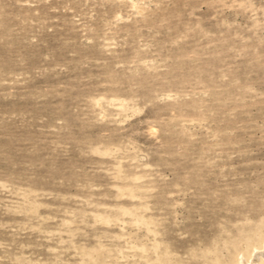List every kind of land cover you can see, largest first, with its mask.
Here are the masks:
<instances>
[{"label": "rangeland", "instance_id": "obj_1", "mask_svg": "<svg viewBox=\"0 0 264 264\" xmlns=\"http://www.w3.org/2000/svg\"><path fill=\"white\" fill-rule=\"evenodd\" d=\"M258 228L264 0H0V264H203Z\"/></svg>", "mask_w": 264, "mask_h": 264}, {"label": "bare ground", "instance_id": "obj_2", "mask_svg": "<svg viewBox=\"0 0 264 264\" xmlns=\"http://www.w3.org/2000/svg\"><path fill=\"white\" fill-rule=\"evenodd\" d=\"M252 235L255 237H243L232 242L234 250L230 259H225L219 253H212L211 256L205 254L203 264H264V229L253 230ZM160 249L159 243L141 245L139 251L144 264H178L174 258L169 257V253L161 252ZM104 251L98 249L93 253L92 264H117L114 260H104Z\"/></svg>", "mask_w": 264, "mask_h": 264}]
</instances>
